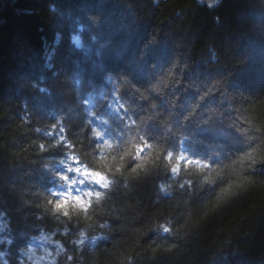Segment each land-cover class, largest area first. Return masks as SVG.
Wrapping results in <instances>:
<instances>
[{
    "label": "trees",
    "instance_id": "1",
    "mask_svg": "<svg viewBox=\"0 0 264 264\" xmlns=\"http://www.w3.org/2000/svg\"><path fill=\"white\" fill-rule=\"evenodd\" d=\"M0 264H264V0H0Z\"/></svg>",
    "mask_w": 264,
    "mask_h": 264
},
{
    "label": "water",
    "instance_id": "2",
    "mask_svg": "<svg viewBox=\"0 0 264 264\" xmlns=\"http://www.w3.org/2000/svg\"><path fill=\"white\" fill-rule=\"evenodd\" d=\"M221 0H196V4L201 7L205 6L207 9L216 8Z\"/></svg>",
    "mask_w": 264,
    "mask_h": 264
},
{
    "label": "rangeland",
    "instance_id": "3",
    "mask_svg": "<svg viewBox=\"0 0 264 264\" xmlns=\"http://www.w3.org/2000/svg\"><path fill=\"white\" fill-rule=\"evenodd\" d=\"M44 255H45L46 257L50 256V254L48 253V251H47L46 248H45V250H44Z\"/></svg>",
    "mask_w": 264,
    "mask_h": 264
},
{
    "label": "snow or ice",
    "instance_id": "4",
    "mask_svg": "<svg viewBox=\"0 0 264 264\" xmlns=\"http://www.w3.org/2000/svg\"><path fill=\"white\" fill-rule=\"evenodd\" d=\"M173 170L175 171V167L173 168ZM61 206L60 205H57V208H60Z\"/></svg>",
    "mask_w": 264,
    "mask_h": 264
}]
</instances>
